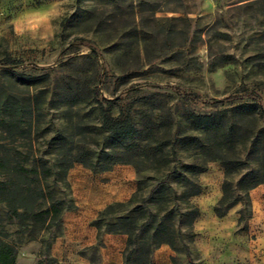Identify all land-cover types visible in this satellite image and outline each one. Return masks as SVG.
<instances>
[{"label":"rangeland","instance_id":"1","mask_svg":"<svg viewBox=\"0 0 264 264\" xmlns=\"http://www.w3.org/2000/svg\"><path fill=\"white\" fill-rule=\"evenodd\" d=\"M62 8L69 11L54 19ZM22 75L44 80L35 87ZM251 93L264 110V0H0V122L7 119V129L0 127V154L10 164L0 168V179L34 185L32 176L19 174V165L27 159L50 164L71 146L89 148L95 163L94 168L74 163L66 184L43 169L47 185L76 205L64 212L60 228L11 220L0 201V239L15 247L20 264L37 259L54 264L46 246L59 234L75 239L78 253L91 248L88 256L95 257L96 246H114L123 257L120 237L103 234L106 227L98 234L90 223L109 204H124L115 214L138 205L151 185L171 165L180 168L182 160L205 166L196 176L200 193L189 199L200 212L194 238L190 242L183 220L176 221L183 237L176 240V250L156 248V263L189 264L188 251L200 264H264L263 184L249 191L248 204L238 203L217 217L213 207L225 175L220 161L205 154L177 145L175 155L167 149L171 162L166 167L138 172L120 163L99 169L107 145L100 106L114 117L129 114L139 130L155 123L152 139L165 141L197 134L186 119L189 110L225 111L250 102ZM34 95L36 109L31 108ZM222 114L237 121L229 155L247 161L230 178L235 183L257 163L250 143L238 141L251 131L263 139L264 115ZM61 134L65 139L56 141ZM141 179L147 183L136 193ZM170 182L166 193L177 215L185 204L177 182ZM134 193L137 202L130 203Z\"/></svg>","mask_w":264,"mask_h":264},{"label":"trees","instance_id":"2","mask_svg":"<svg viewBox=\"0 0 264 264\" xmlns=\"http://www.w3.org/2000/svg\"><path fill=\"white\" fill-rule=\"evenodd\" d=\"M7 62L10 64L12 60L7 59ZM22 77L28 85L35 87L44 80V76L41 75H22ZM249 96L250 102L239 104L225 111L196 113L189 110L186 119L197 134H179L173 140L165 141L152 139L151 136L158 129L155 123L144 125L139 130L129 114L120 113L114 117L107 109L100 106V128L106 132L107 145L99 169L106 171L120 163L130 164L138 172L153 168V166L154 168L166 167L171 162L167 149H171L172 154L175 155L177 145L183 151L205 154L207 160H219L224 170L225 178L220 188L221 196L213 207L215 216L223 217L238 203L248 204L250 202L249 191L259 184L264 185V153L261 151V146H264V125L259 129L263 139L259 133L255 134L251 131L244 139L238 141V143L246 141L250 143L257 160L256 167L248 168L235 183L230 179L246 167L247 161L229 155L230 147L228 146L234 141L237 121L231 120V115L230 117L223 116L222 113L229 111L242 116L247 114L253 118L257 114L264 115L258 97L253 93ZM33 98L31 108L36 109L38 107L36 95ZM105 101L111 103L108 99ZM3 126V130H6L7 119L5 117L0 122V127L3 128ZM63 139L65 137L61 134L56 141L61 142ZM26 162L19 165V174L26 178L32 176L34 185L31 183H26L25 186L21 183L9 185L6 180L0 179V201L6 204L7 217L20 222L29 220L39 229L48 225L60 228L64 212L74 209L76 205L70 198L59 197L57 190L47 185L48 175L43 169H47L49 173L59 174L66 184L67 171L74 163H81L88 168L95 167L93 152L83 145L71 146L65 152L60 153V157L54 158L50 164L42 159H36V163H28V159ZM6 164H9V160L0 154V168ZM179 164H181L180 168L178 165H171L165 176L151 185L148 194L140 200L138 205H134L124 213L115 214L116 208L124 204H109L91 223L97 229L98 234L101 233L103 227H106L105 232L107 233L126 235L124 264H155L151 257L152 253L163 244L176 250V240L183 237L181 227L176 225V221L180 219L183 220L184 228L188 229L189 241H193L192 228L200 212L198 207L190 203L189 199L200 193L196 176L204 171L205 166L197 163H183L182 160H179ZM171 180L176 181L181 188L180 197L185 204L183 211L180 208L176 209L177 215L174 210L170 209V197L166 193L168 188L172 189ZM146 183L143 179L138 180L136 193L141 191ZM136 193L131 197L130 203L137 202ZM29 201L36 205L28 206ZM50 245L51 243L47 244V251ZM186 256L189 264H200L191 259L188 251H186ZM0 264H20L16 262L15 247L2 239H0ZM36 264H46V262L38 260Z\"/></svg>","mask_w":264,"mask_h":264},{"label":"crops","instance_id":"3","mask_svg":"<svg viewBox=\"0 0 264 264\" xmlns=\"http://www.w3.org/2000/svg\"><path fill=\"white\" fill-rule=\"evenodd\" d=\"M103 234H106L111 237L119 236L120 239L123 241V246H125L126 235L113 234L107 232H104ZM76 242L77 241L75 239L67 240L66 235L63 236L62 234H59L51 242V245L48 249L47 257L53 258L55 261L54 264H124L123 257H121V254L119 253V248L116 249L114 246H108L107 248H104L103 246H96L97 249H96L95 257H91L88 256L87 253L88 250L91 248L86 249L85 254L78 253L77 251H75V248H78ZM160 247L166 250L167 248L171 249L166 244H163ZM151 257L153 262L157 264L153 258V253ZM37 261L38 259L36 260V262Z\"/></svg>","mask_w":264,"mask_h":264},{"label":"clouds","instance_id":"4","mask_svg":"<svg viewBox=\"0 0 264 264\" xmlns=\"http://www.w3.org/2000/svg\"><path fill=\"white\" fill-rule=\"evenodd\" d=\"M69 10L62 8L54 17V19H60L65 13H67Z\"/></svg>","mask_w":264,"mask_h":264}]
</instances>
